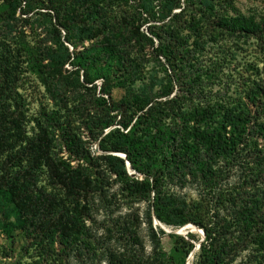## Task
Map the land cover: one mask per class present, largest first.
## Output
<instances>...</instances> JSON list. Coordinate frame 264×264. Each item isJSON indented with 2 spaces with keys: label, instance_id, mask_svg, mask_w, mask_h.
I'll use <instances>...</instances> for the list:
<instances>
[{
  "label": "trees",
  "instance_id": "16d2710c",
  "mask_svg": "<svg viewBox=\"0 0 264 264\" xmlns=\"http://www.w3.org/2000/svg\"><path fill=\"white\" fill-rule=\"evenodd\" d=\"M113 1L0 0V234L9 251L18 234L23 233L26 239L37 241L46 257L55 252V244H60L61 253H66L63 249L77 241L85 230V222L90 216L88 200L97 188L101 189L102 171H94L91 164L98 167V162L102 161L109 175L131 195L149 200L164 180L190 177L212 184L220 175L217 164L227 157H232L233 161L240 159V147L244 144L248 147V126L250 136H264L263 81L253 82L243 90L246 102L235 99L224 104L206 100L190 110L179 111L176 116L182 122L173 128H166L158 121L162 110L153 105L152 97L144 99V95L140 99V95L130 91L131 99L113 100L112 90L120 86L116 77L131 76L125 65L131 63L127 61L130 52L126 51L128 23L109 15L107 7ZM139 1L142 14L152 15V0ZM35 3L54 13L55 24L49 33L52 45L40 51L43 63L40 78L48 97L64 111L73 104L74 114L81 118L92 137L90 142L114 125L123 130L130 127L127 133L120 129L110 131L100 141L101 151L121 153L125 158L92 155L87 146L89 143L82 141L68 119L58 121L54 118L55 113L45 110L40 113V120L34 121L36 132L27 135L25 117L16 99L21 52L12 49L10 38L18 21L17 11L24 16ZM179 3L180 0H162L159 6L162 12H171L179 8ZM203 4L212 8L205 0ZM228 8L234 10L233 6L228 5ZM222 10L223 14H216L211 20L210 30L229 37L250 35L261 40L263 22H257L254 16H232L225 8ZM62 33L65 34L63 41ZM64 43L72 45L74 51L69 52ZM185 44L181 33L169 29L168 41L160 47L172 68L178 64L186 68L190 64L186 59ZM120 45L123 46L122 53ZM121 57L122 68L119 66ZM67 64L70 70L64 69ZM90 71L99 74L97 78L102 79L99 94L109 100L106 102L102 98L104 105L100 109L99 99L93 96L92 101L99 109L92 115L87 107L91 100L84 98L90 91L87 85L93 84ZM173 102L172 98L165 104ZM168 113L173 116V111ZM111 137L116 139L107 144L105 140ZM252 147L254 150L251 146L247 149L250 155L247 168H244L250 172L249 178L229 201L226 216L211 215L209 225H206L189 215L185 207L172 203L173 197L157 192L147 209L150 227L152 208L155 218L166 226L181 228L193 224L203 231L205 239L200 245L196 264H232L246 251L252 252L255 264H264V148L257 143H252ZM58 150L68 153L78 164L71 166L59 156ZM3 158L11 164V169L1 165ZM82 161L87 166L79 164ZM126 162L142 178L128 174ZM42 172L46 173L49 186L59 194L41 185ZM159 234L164 235V232L160 230ZM151 238L157 246L153 230ZM194 238L192 235L188 241L177 238V243L182 242L180 249L184 250L185 256L193 249L191 241ZM165 255L154 258L150 264H184L173 257L166 259Z\"/></svg>",
  "mask_w": 264,
  "mask_h": 264
},
{
  "label": "rangeland",
  "instance_id": "374dc122",
  "mask_svg": "<svg viewBox=\"0 0 264 264\" xmlns=\"http://www.w3.org/2000/svg\"><path fill=\"white\" fill-rule=\"evenodd\" d=\"M161 1L152 0L155 16L142 14L143 7L139 0H114L107 7L110 16H117L120 22L125 20L122 22L128 23L126 51L130 52L127 61L131 63L125 65L128 66L127 69L131 71L132 76L131 78L130 74H126L124 77L120 75L116 77L119 78L117 80L120 86L113 88V100L131 99L130 91L140 95V99L154 98L153 105L162 110L158 121L166 128L181 124L182 121L178 115L176 116L179 111L190 110L206 100L213 102L217 100L224 104L231 103L235 99L246 102L243 90L250 87L253 82H264V35L261 36V40L250 35L229 37L210 30L209 25L216 14H223L224 8L232 16L246 18L254 16L257 22L264 23V0H205L211 3L212 8H206L203 4L204 0H180L179 8L172 9L171 12H162L159 6ZM228 5L233 6L234 10L228 8ZM16 17L18 21L15 22L10 43L13 50L21 52L18 60L20 79L16 99L25 117L24 126L27 135L31 136L36 132L34 121H39L40 113L45 110L55 113L54 118L58 121L68 119L82 141L89 143L87 146L92 155H114L125 158L121 153L101 151L100 141L110 131L120 129L121 132L127 133L130 127L123 130L114 125L105 129L98 139L90 142L92 137L87 128L85 129L83 121H80L81 118L74 114L73 104L69 105L68 111L61 110L47 95L40 78L43 65L40 51L52 45L53 40L49 33L52 25L55 24L54 13L43 9L40 3H35L24 16H21L18 10ZM23 18L26 19L25 22L22 21ZM172 28L179 32V35L181 33V37L186 40L185 53L188 54L186 59L190 63L186 68L179 64L172 68L167 62L166 55L161 51L160 45L168 41L169 29ZM64 36L65 34L62 33L61 41ZM64 46L68 47L69 52L74 51L72 45L64 43ZM122 49L123 46L120 45V53L123 52ZM122 57L120 63L118 62L120 68L123 67ZM172 63L177 64V62ZM64 69L70 70L71 67L67 64ZM90 75L93 84L87 85L90 91L85 93L84 98L92 101L95 96L99 99L97 105L101 109L104 105L102 98L106 102L109 100L107 96L99 94L102 85V79L97 78L99 74L90 71ZM144 95L146 96L143 97ZM172 98L173 103L165 104ZM91 101L87 107L92 115L99 107L97 108ZM170 110L173 111V116L168 113ZM167 113L168 116H165ZM118 120L119 118L116 121ZM250 126L252 128V122ZM249 129L248 126L246 131L248 147L247 144L240 147L241 158L235 161L232 157L221 160L216 166L220 175L215 182L208 184L202 179L190 177L164 180L156 192L173 197L175 201L172 200V203L185 207L189 215L200 219L206 225H209L211 215H217L219 218L226 216L229 213V201L235 197L237 189L250 175V172L244 169L247 168L246 162L249 161L250 155L247 149L251 146L254 150L252 143L264 148V136L261 138L250 136ZM115 139L111 137L105 141L109 144ZM58 154L71 166L78 164L68 153L64 151L61 153L58 150ZM79 164L87 166L83 161ZM1 165L11 169V164L6 163V158L1 160ZM98 165L100 167L91 164L94 171L100 173L102 171L101 189L97 188V192L88 200L90 216L85 222V230L77 241L66 249L62 248L66 253H61L60 244H55V252L46 257L45 254L42 255L37 241H33L32 238L26 239L23 233L18 234L13 248L9 251L0 234V264H150L154 258H160L163 254H166V259L173 257L178 262L183 261L184 264L197 263L200 245L205 239L200 232L194 231L199 229L203 232L199 227L188 224L186 227L172 228L158 221L165 232L154 223L152 208L150 227L146 212L156 192L151 193L150 201L143 196L131 195L122 184L109 175L102 161L98 162ZM126 169L128 174L142 178V175L135 172L128 162ZM40 183L47 190L59 194L49 186L45 172L40 175ZM151 229L155 233L157 246L152 242ZM160 230L164 235L159 234ZM190 235L195 237L191 241L193 249L185 256L184 250L180 249L182 242L177 243L176 240L181 237L188 241ZM175 247L179 249L176 250ZM255 261L252 252L246 251L232 264H255Z\"/></svg>",
  "mask_w": 264,
  "mask_h": 264
},
{
  "label": "water",
  "instance_id": "95a60500",
  "mask_svg": "<svg viewBox=\"0 0 264 264\" xmlns=\"http://www.w3.org/2000/svg\"><path fill=\"white\" fill-rule=\"evenodd\" d=\"M153 221L154 223L159 226L163 231L166 232V230L163 228V226L158 222V220L155 218V216L153 217ZM193 226V225H192ZM186 227V226H185ZM195 227V226H194ZM200 234L202 235V237L204 236V233L203 232H200Z\"/></svg>",
  "mask_w": 264,
  "mask_h": 264
},
{
  "label": "bare ground",
  "instance_id": "6f19581e",
  "mask_svg": "<svg viewBox=\"0 0 264 264\" xmlns=\"http://www.w3.org/2000/svg\"><path fill=\"white\" fill-rule=\"evenodd\" d=\"M164 228V227H163ZM191 229H193V228H191ZM194 230V229H193ZM194 231H196L197 233L198 232H201L199 229H195Z\"/></svg>",
  "mask_w": 264,
  "mask_h": 264
}]
</instances>
